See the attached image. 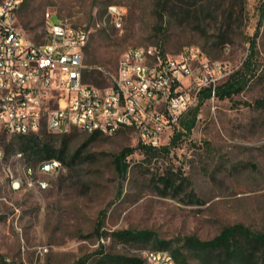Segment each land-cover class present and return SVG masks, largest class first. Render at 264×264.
Listing matches in <instances>:
<instances>
[{
    "label": "rangeland",
    "instance_id": "1",
    "mask_svg": "<svg viewBox=\"0 0 264 264\" xmlns=\"http://www.w3.org/2000/svg\"><path fill=\"white\" fill-rule=\"evenodd\" d=\"M113 4L124 11L121 26L104 20ZM261 11L264 0H176L164 8L158 0H22L18 24L36 42L46 39L48 13L55 21L91 29L85 81L99 86L111 83L122 54L134 45H157L172 54L198 45L212 61L226 64L221 85L250 56L249 36L259 34L255 74L245 88L224 99H200L191 131L173 146L172 138L184 130L181 121L165 139L169 151L146 157L136 149L128 157L125 182L114 158L139 144L133 129L96 137L73 130L52 137L55 148L66 144L67 156L78 150L80 156L73 166L63 162L58 174L43 175L50 183L46 189L13 188L10 169L22 175L26 165L37 162L21 149L18 135L0 131V263L72 264L89 258L86 264H101V251L142 258V249H155L152 242L112 235L123 229L150 231L169 250L182 247L186 236L208 240L237 223L264 232ZM39 135L46 137L44 130ZM167 176L180 188L162 191L161 178ZM41 246L49 250L41 254Z\"/></svg>",
    "mask_w": 264,
    "mask_h": 264
},
{
    "label": "built area",
    "instance_id": "2",
    "mask_svg": "<svg viewBox=\"0 0 264 264\" xmlns=\"http://www.w3.org/2000/svg\"><path fill=\"white\" fill-rule=\"evenodd\" d=\"M21 3L0 1V131L37 134L46 127L59 134L114 135L133 129L142 143L160 147L204 91L216 98L228 75L226 64L212 61L198 45L177 54L157 45H134L122 54L109 85L88 83L84 53L91 29L55 21L48 13L46 39L36 42L18 24ZM123 16L122 7L113 4L104 20L121 26ZM63 169L61 159H44L26 165L22 175L10 169L11 184L46 189L50 183L43 175ZM48 250L39 248L41 254ZM140 255L147 264H179L169 249L145 248Z\"/></svg>",
    "mask_w": 264,
    "mask_h": 264
},
{
    "label": "trees",
    "instance_id": "3",
    "mask_svg": "<svg viewBox=\"0 0 264 264\" xmlns=\"http://www.w3.org/2000/svg\"><path fill=\"white\" fill-rule=\"evenodd\" d=\"M172 1L176 0H158L161 8H164ZM263 7V4H262ZM264 12L261 11V14ZM263 18V15H262ZM249 36L252 51L250 56L244 61L243 65L232 72L227 81L218 86L217 96L219 98L232 97L234 94L241 92L248 84L250 78L255 74L254 60L255 48L257 46V36ZM210 97L208 91H204L201 99ZM200 103V102H199ZM198 105L186 113L182 119L184 130L177 132L172 138L171 144L175 146L177 140L184 133H189L196 121V109ZM191 114V117L189 116ZM46 137L37 134H20L19 138L21 149L28 155L30 160L37 163L44 159L58 158L70 166H73L80 156L79 150L74 154L67 156L66 144L61 148H55L53 143L54 136L60 135L49 131L43 127ZM41 130V131H42ZM49 131V132H48ZM98 133H93L92 137H96ZM169 146L162 145L160 147L147 145L141 141L136 147H126L114 158L115 167L122 182L128 178L130 162L128 157L133 154L136 149L147 157L156 156L160 151H169ZM164 184L162 191L167 189H179L180 186L175 185V180L171 176L161 178ZM116 238L127 242H152L155 248L169 249L168 243L161 240L155 234L147 230L123 229L113 232ZM182 247H174L170 251L174 255L179 264H264V232L254 231L250 227L237 223L224 227L220 233L208 240H202L196 236L189 235L183 240ZM99 261L101 264H147L140 257L124 256L119 254H109L101 251ZM89 258H81L72 264H86ZM195 259L197 262H190ZM1 264H8L2 261Z\"/></svg>",
    "mask_w": 264,
    "mask_h": 264
}]
</instances>
